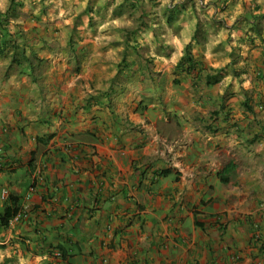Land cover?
Wrapping results in <instances>:
<instances>
[{
    "label": "crops",
    "instance_id": "crops-1",
    "mask_svg": "<svg viewBox=\"0 0 264 264\" xmlns=\"http://www.w3.org/2000/svg\"><path fill=\"white\" fill-rule=\"evenodd\" d=\"M251 5L227 12L237 24L216 44L241 50L252 113L226 74L211 88L176 76L182 49L169 42L153 55L162 94L144 69L112 71L107 44L53 51L17 34L38 61L0 54V200L17 197L25 215L0 229V264H264V8ZM215 53L214 65L195 58L221 67Z\"/></svg>",
    "mask_w": 264,
    "mask_h": 264
},
{
    "label": "rangeland",
    "instance_id": "rangeland-1",
    "mask_svg": "<svg viewBox=\"0 0 264 264\" xmlns=\"http://www.w3.org/2000/svg\"><path fill=\"white\" fill-rule=\"evenodd\" d=\"M122 1L15 0L17 6H15V10L10 12L4 26L17 43L20 44L17 39V34L20 33L24 37L29 36L27 41L35 40L45 43V45L49 44L51 46L49 48L53 51H56L62 42L107 44L111 47L110 56L113 59L110 57L109 64H111L110 69L112 71L114 70L116 73L115 65L120 62L123 68L131 66L132 71L134 68H137V71L139 69L140 72L144 69L149 74H153V69L156 68L153 55L157 56L160 53V48H163L169 42L170 46H168L167 52L171 53V50L177 48L183 51L185 45L190 41L189 37L192 30L195 26H198L197 42L191 44L193 56L206 64L214 65L215 63L212 61L213 54H216L215 52L222 53L224 59L222 61L218 60L217 64L221 67L217 66V69L222 68L223 74L229 76L226 82H235L237 84V94L241 95L242 99L244 97L250 99L249 103L252 104L251 92L248 93L249 90L246 91L241 88L244 82V78L239 75L242 66L240 64L243 63L241 56H239L241 50L238 48L230 50V46L226 49L220 44H216V42L223 40L227 42V30L232 25L237 24L236 19L233 20L227 16L228 11L241 9V13L244 14L249 11L251 4L262 5V8H264V0L260 2L250 0L248 3L239 0H140V7L151 15L143 19L148 25L147 28L138 32L135 31L139 25V6H137V10L129 11L122 8ZM8 6L9 0H0V12H6ZM166 7H180L182 10L172 25H166L163 15ZM87 10L90 11L89 14L86 13ZM151 17H153V20ZM242 27L245 36L252 35L250 28L244 27L243 24ZM173 45H176V49ZM100 52L97 47L92 50L94 54ZM229 54H231L232 60L229 58ZM50 57L52 56L46 58L51 59ZM129 60H132V63L128 62ZM137 60L138 64L136 66ZM231 61H233V64H230ZM94 67L97 68L98 66L95 64ZM125 73L130 74V71L126 70ZM159 76V73L157 76L154 73L149 77L152 80L156 78V86L161 85L163 94L167 84L165 83L166 80L158 82ZM148 88L149 82L137 81V90H148ZM192 90L196 89L192 88ZM187 93L190 94V91H187ZM159 96L161 97V95ZM229 96L228 94L225 95L226 101L230 99ZM263 104L264 102L261 103V105ZM214 115H217V113L210 112L209 116L206 114L205 120H212ZM236 118L237 116L233 117L232 121L239 122L240 119L236 120ZM198 120L201 122L200 118ZM179 122H182V120L179 121L175 117L171 120L173 126H177ZM160 125L161 128L164 124L161 123Z\"/></svg>",
    "mask_w": 264,
    "mask_h": 264
},
{
    "label": "trees",
    "instance_id": "trees-1",
    "mask_svg": "<svg viewBox=\"0 0 264 264\" xmlns=\"http://www.w3.org/2000/svg\"><path fill=\"white\" fill-rule=\"evenodd\" d=\"M140 0H123L121 2L122 8H125L127 10H137V6L140 13H139V25L135 32L140 31L141 29L147 28V23L143 21V19L147 16H150L151 14L148 13L145 9L143 10L140 7ZM226 4V3H225ZM15 0H9V6L6 10V12H0V54L2 55L6 48L12 49V54L10 56V62L9 67H31L34 66L33 61H38L37 57L33 54L30 56L26 55L24 47H21L16 40L12 37L10 32L5 28L4 23H6L10 12L15 10ZM258 10V8H256ZM180 7H166L164 8L163 15L165 17L166 25H172L176 19L179 13H181ZM87 14L90 13L89 10L86 12ZM153 17H151L152 19ZM153 20V19H152ZM253 20L259 21L260 19L257 16L253 17ZM257 24V22H256ZM253 28L254 34L257 36L261 35V31ZM198 26H195V28L192 30V34H190L189 37V43H187L182 51V56L179 59V61L175 65V71L174 74L176 76H186L189 77L193 81V85H203L204 87L211 88L218 84L222 77H223V69L222 68H207L204 67L202 62L197 61L196 58L191 53L192 45L193 43L197 42V36H198ZM229 57L231 59V54H229ZM232 60V59H231ZM233 61L230 62V64ZM233 64V63H232ZM178 77V78H179ZM179 79L174 80V84H179ZM250 99H247L244 97L243 100V107L250 113H252V108L250 105ZM43 140V139H42ZM41 142V139H40ZM44 142V141H43ZM45 144V142L43 143ZM234 169V165L228 164L225 167L224 174L227 176L229 172H231ZM168 171H164L163 174H167ZM221 178L223 182H227V177ZM21 202L17 197L9 196L6 199H2V207L0 210V229L6 230L9 227V221L19 212H22Z\"/></svg>",
    "mask_w": 264,
    "mask_h": 264
},
{
    "label": "built area",
    "instance_id": "built-area-1",
    "mask_svg": "<svg viewBox=\"0 0 264 264\" xmlns=\"http://www.w3.org/2000/svg\"><path fill=\"white\" fill-rule=\"evenodd\" d=\"M43 178L40 175V173H38L36 175V177L33 179L31 187L29 188V193H34L37 190V186H39L40 183H42ZM6 192L2 191V199L6 198ZM24 212H19L17 213L10 221H9V227L14 226L15 224H17L23 217H24ZM56 256H60L59 253H56Z\"/></svg>",
    "mask_w": 264,
    "mask_h": 264
}]
</instances>
